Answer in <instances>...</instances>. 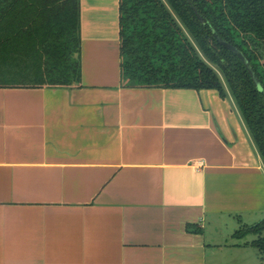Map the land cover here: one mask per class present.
Returning a JSON list of instances; mask_svg holds the SVG:
<instances>
[{"label": "crops", "instance_id": "1", "mask_svg": "<svg viewBox=\"0 0 264 264\" xmlns=\"http://www.w3.org/2000/svg\"><path fill=\"white\" fill-rule=\"evenodd\" d=\"M119 4L80 0L79 87H0V264H262L232 94L124 88Z\"/></svg>", "mask_w": 264, "mask_h": 264}, {"label": "trees", "instance_id": "2", "mask_svg": "<svg viewBox=\"0 0 264 264\" xmlns=\"http://www.w3.org/2000/svg\"><path fill=\"white\" fill-rule=\"evenodd\" d=\"M119 15L122 86L222 97L227 87L264 160V0H120ZM80 20V0H0V87H79ZM248 235L264 261V220L234 237Z\"/></svg>", "mask_w": 264, "mask_h": 264}, {"label": "water", "instance_id": "3", "mask_svg": "<svg viewBox=\"0 0 264 264\" xmlns=\"http://www.w3.org/2000/svg\"><path fill=\"white\" fill-rule=\"evenodd\" d=\"M188 2H190V0H187ZM200 20L201 17L199 16ZM216 39L218 41V43L224 47L225 49H227L228 51L232 52L235 56H237V58L243 63V65L246 67L247 71L249 72L252 80L254 81L256 87L258 88L259 91H263L262 85L259 82V79L257 78L255 72L253 71V68L251 67L249 61L247 60V58L243 55V53L238 50L236 47H234L233 45L227 43L226 41H224L223 39H221L218 35H216Z\"/></svg>", "mask_w": 264, "mask_h": 264}, {"label": "rangeland", "instance_id": "4", "mask_svg": "<svg viewBox=\"0 0 264 264\" xmlns=\"http://www.w3.org/2000/svg\"><path fill=\"white\" fill-rule=\"evenodd\" d=\"M249 238H253L252 236H250ZM261 255V254H260ZM260 262L262 263V264H264V261H262V256L260 257Z\"/></svg>", "mask_w": 264, "mask_h": 264}, {"label": "built area", "instance_id": "5", "mask_svg": "<svg viewBox=\"0 0 264 264\" xmlns=\"http://www.w3.org/2000/svg\"><path fill=\"white\" fill-rule=\"evenodd\" d=\"M200 165H202V163L200 162Z\"/></svg>", "mask_w": 264, "mask_h": 264}]
</instances>
